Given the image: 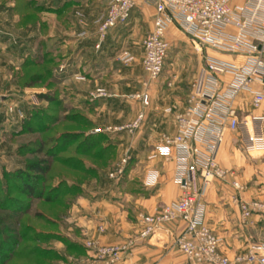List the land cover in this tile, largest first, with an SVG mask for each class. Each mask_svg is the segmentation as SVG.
Segmentation results:
<instances>
[{
    "label": "crops",
    "instance_id": "obj_1",
    "mask_svg": "<svg viewBox=\"0 0 264 264\" xmlns=\"http://www.w3.org/2000/svg\"><path fill=\"white\" fill-rule=\"evenodd\" d=\"M31 1L42 8L39 16L48 24V34L41 24L20 27L23 37L17 38L15 47L22 62L41 56L38 52L42 45H47L46 52L61 55L58 59L62 63L55 77L64 82L67 112L84 115L95 129L126 124L139 112L145 113L142 126L134 136L107 134L108 141L103 145H112L110 164L81 183L80 196L71 203L63 217L56 234L58 237L48 245V249L60 258L56 264H80L90 258L93 253L85 248L84 243L95 240L101 245L126 247L123 260L118 264H191L172 247L171 235L159 233L149 240L133 244L131 241L141 215L159 213L180 195L174 180L175 163L158 156L155 148L162 135L175 133L174 111L170 110L184 108L192 84L204 64L195 75L184 80L171 68L172 77L163 75L158 81L149 83L142 67V43L152 30L155 12L142 2L133 11L128 24L109 30L100 47L96 48L97 27L105 16L109 0ZM6 3H0V12L8 22L7 15L16 9V5L14 0L11 4ZM51 20L56 23V28H51ZM6 28L0 30V56L9 49L7 36L10 34ZM175 32L182 34L173 27L167 31L169 44ZM123 52H127L132 60H121ZM207 54L231 61V58L213 52ZM230 79V76H223L225 82ZM100 90L106 97L95 98L93 95ZM141 92L148 94L147 108L133 99L134 94ZM249 99V96H243V106L237 113L239 119L247 122L262 114L261 110L250 107ZM126 154L130 159L122 179L109 178L111 170ZM247 159L253 160L255 165L250 166ZM216 160L220 167L233 172V176L225 181L214 180L206 189L204 223L220 238L219 251L233 259L251 246L263 244L264 218L252 217L247 224L241 223L239 207L232 200L236 192L231 181L245 186L246 189L239 194L241 201L264 197V151L247 153L242 149L241 134L226 132ZM151 176H156L153 184L150 183ZM167 227L171 233L177 234L182 231L183 224L175 222Z\"/></svg>",
    "mask_w": 264,
    "mask_h": 264
},
{
    "label": "built area",
    "instance_id": "obj_2",
    "mask_svg": "<svg viewBox=\"0 0 264 264\" xmlns=\"http://www.w3.org/2000/svg\"><path fill=\"white\" fill-rule=\"evenodd\" d=\"M140 2L155 12L152 30L142 43V67L149 83L162 76L170 47L166 33L172 27L189 38L197 50L205 48L231 61L206 56L184 108L170 110L174 111L175 133L162 135L155 152L175 163L174 180L180 195L159 213L141 215L131 244L164 233L171 235L172 247L191 264H264V244L253 245L233 259L222 254L220 238L204 223L203 205L205 191L214 180L225 181L233 176V172L220 167L216 160L226 132L241 134L245 152L264 151V0H109L105 16L97 27L96 48L109 30L128 24ZM120 59L132 60L127 52ZM225 75L231 78L228 82L223 80ZM245 95L250 98V107L262 112L250 122L239 119L237 114ZM93 96L103 98L106 94L100 90ZM133 99L144 108L149 106L146 92L134 94ZM144 117L141 111L129 123L96 128L92 133L133 136L140 130ZM129 159L126 154L109 173V178L121 180ZM150 178L153 184L156 176ZM231 186L236 192L232 200L239 207L241 223L264 216V197L241 201L239 194L245 186L235 180ZM175 222L183 224L177 234L167 227ZM84 246L93 255L80 264H118L126 251V247L101 245L97 240L87 241Z\"/></svg>",
    "mask_w": 264,
    "mask_h": 264
},
{
    "label": "rangeland",
    "instance_id": "obj_3",
    "mask_svg": "<svg viewBox=\"0 0 264 264\" xmlns=\"http://www.w3.org/2000/svg\"><path fill=\"white\" fill-rule=\"evenodd\" d=\"M7 1H9V3H6ZM14 1V5L17 7L18 4L20 5L21 3H24L25 0H18L19 3H17V0ZM10 2H12V0H6L4 2L0 0V3L3 4H11ZM35 6H37V4ZM33 10L27 11L26 9L24 11V9H15L7 15L8 22H6L7 19L4 18L0 12V30L4 31V27H7L6 29H8L10 34L7 36L9 39V49H7L8 52L5 51L4 54L0 56V194L2 190L4 191V195L7 191L9 193L6 195V202L1 203L4 205L0 206V208L3 209L0 210V217L3 218L4 223L7 224L13 232L16 231L13 224L16 219L15 215L12 213L13 210L15 208H19L20 210L27 209L29 211V215L33 216L35 204L33 200H28L24 196L15 193V191H17L25 181H28L30 185L37 186V191L52 189L55 186H59V179L54 178V176L61 174V171L56 168L55 174L52 173L50 176L46 175L41 177L42 181L34 180L32 175L33 173H28L26 166L38 161L39 159H44L46 161H49L50 159L46 155L44 156V154L34 155L30 154V152L31 150H36L40 142H42L48 134H38L33 131L26 134H18L21 127L25 124V122H27V120L29 121L28 124H30L31 128H37L35 121L41 125L47 124L50 121L49 118H52V116L55 120L53 121L56 123L54 127L55 130L53 132L54 134H58L59 131H57L56 128L58 127V123L62 121L65 113L63 112V109L66 108V102L64 100V82L59 81L57 79L58 77H55V72L59 71V66L62 63L60 62L62 60L58 59L61 55L52 54L51 58H54L55 61L51 64L45 65V67L43 66L40 69L35 67H24L27 60L22 62L21 58L18 56L15 45L17 38L23 37V34H21L23 33V29H20V27L29 28L41 24V27H43L46 30V34H48V24L41 20L39 12H33ZM19 11L20 13H18ZM33 14L36 15V19ZM18 16L21 17V20H16ZM55 26L56 23L54 24V21L51 20V28L53 29ZM57 26L59 29V25ZM60 27H63L62 23H60ZM25 31L24 33H26ZM48 46H50L49 43ZM47 48V45H42L38 53H41L42 55L46 54ZM197 49L198 47L195 46L189 38L175 32L170 42V47L165 61V69L161 78L163 75L172 77L174 73H171L170 71L173 68L175 69V72L179 73V76L183 77V80L188 76L192 77V75H195L198 68L203 66L206 58L205 55H208L207 53H211L205 48H201V51H198ZM38 56L39 55H37V57ZM172 63L175 65L172 66ZM39 70L41 75L40 78L42 80L35 86L29 87L26 85L25 82L29 80V76L35 74L36 72L39 74ZM41 95L52 96V98L58 100L59 105L56 106L41 99ZM45 108L53 111V115H49L45 112L39 114V109L43 110ZM138 131L136 133H138ZM106 134H109L110 136L125 135L127 137H132V135L126 133ZM43 150L46 153L48 147H45ZM247 161L250 166L255 165L253 160L247 159ZM110 167L111 165L109 168ZM6 174L8 176L7 178H4V175ZM27 174H30L28 175L29 177H27ZM26 177L29 179L27 180ZM55 179L56 181H54ZM62 179H65L66 182L70 183L72 182L73 177L66 176ZM4 195L1 194L0 197L3 196L4 198ZM5 208L7 209L5 210ZM261 218H264V216ZM28 222H30L28 217L22 218L23 225H27ZM22 229L23 228L21 226V229L17 232L21 233ZM11 236L16 237L17 234L13 233ZM262 241L264 244V235ZM23 244L24 243H22V245ZM9 264H16V262L13 260Z\"/></svg>",
    "mask_w": 264,
    "mask_h": 264
},
{
    "label": "trees",
    "instance_id": "obj_4",
    "mask_svg": "<svg viewBox=\"0 0 264 264\" xmlns=\"http://www.w3.org/2000/svg\"><path fill=\"white\" fill-rule=\"evenodd\" d=\"M17 3H19L18 0ZM35 5L33 1L25 0L24 3L18 4L16 9H24V11L34 9L33 12H40L42 8ZM51 56V53L46 52V54L36 58L27 59L24 67L38 69L45 67V65L55 61ZM40 76L39 70V74L36 72L29 76V80L25 82L26 85L29 87L37 85L42 80ZM40 98L56 106L59 105L58 100L52 96L41 95ZM67 111L65 108L63 109L64 116L56 128L59 131L58 134L53 132L56 125L53 116L49 118L50 121L47 124L41 125L35 121L37 128H31L27 120L18 132V134H26L32 131L38 134H48L40 142L38 148L30 152L34 155L44 154L50 159L49 161L39 159L26 166L27 172L33 173L34 180L42 181L41 177L55 174L56 168L61 171V174L54 176V178L59 179V186L52 189L37 191V186L30 185L28 181H25L15 191V193L35 202L34 214L30 216L27 209L15 208L12 212L16 217L13 223L15 232L0 217V264H9L13 260L16 264H56L60 258L53 250L48 249V245L52 239L58 237L56 234L59 232V225L62 224L63 217L66 216L71 203L80 196L81 183L88 177L96 176L104 171L112 160V145H103L108 141L107 134L91 133L95 129V125L88 118L80 113ZM43 112L53 115V111L48 108L39 109V114ZM45 147H48L46 153L43 150ZM28 175L30 174H27V177H29ZM4 176L7 178L8 175ZM66 176L73 177L72 182L69 181L70 183H68L62 179ZM1 194L4 195L3 190ZM8 194L7 191L4 198L3 196L0 197V206L1 203L6 202V195ZM0 210L3 209L0 208ZM25 217L30 219L27 225L22 223V218ZM21 226L22 232L18 233L17 231L21 229ZM13 233L17 234L16 237L14 236L15 238L11 236ZM22 243L24 244L22 245Z\"/></svg>",
    "mask_w": 264,
    "mask_h": 264
}]
</instances>
